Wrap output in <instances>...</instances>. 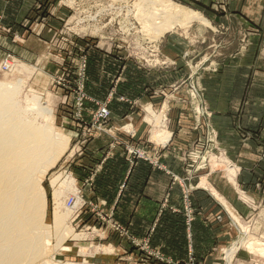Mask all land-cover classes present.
<instances>
[{
  "label": "rangeland",
  "instance_id": "obj_1",
  "mask_svg": "<svg viewBox=\"0 0 264 264\" xmlns=\"http://www.w3.org/2000/svg\"><path fill=\"white\" fill-rule=\"evenodd\" d=\"M165 1L187 12H198L207 21L182 24L179 19L163 14L161 3ZM145 3V0H0V81L20 82L24 105L25 99L32 97L39 105L51 108L50 122L55 131L69 139L66 152L42 181L47 196L44 223L50 226L51 242L45 257L34 264H41L45 258L58 264H127L125 254H115L111 247L109 232L139 249L150 264L164 261L162 254L151 248L150 238L133 236L107 211V199L99 195L101 199L98 189H92L93 178L85 179L86 185L81 186L80 167L95 176L102 174L98 167L104 165L106 158L80 157L96 139L107 137L123 144L126 161L133 167L143 162L164 172L171 187H181L189 219L190 194L198 184L191 186L190 180L204 175L199 168L210 163L220 177L223 167L228 170L229 183L235 182V166L216 128L201 123L213 121L216 116L210 107L223 104L225 95L214 89L222 84L220 76L226 71H241L239 80L245 93L239 104L250 106L249 118L254 115L255 90L262 94L264 111V13L256 19L250 16L258 22L253 24L220 7L230 6L231 0ZM118 101L133 108L126 123L116 127L111 123L109 104ZM91 106L94 110L86 112ZM242 107L235 117L244 113ZM103 108L108 113H102ZM41 117L40 121L45 119ZM176 118L188 121L189 130L192 122V130L197 134L194 138L185 137L181 146L166 137ZM240 132L244 138L254 136L246 128H240ZM123 134L125 141L119 137ZM232 144L237 146V142ZM165 145L170 147L167 154L162 152ZM261 161L264 163V153ZM68 175L75 179V185L65 190L62 184L59 205H64H58L57 210L68 214L65 227L71 234L60 240L54 232L56 200L51 182ZM227 190L232 199L243 197V193ZM245 197L249 201V196ZM262 209V205L253 209L255 217L264 213ZM230 214L231 223H236L237 228L232 225L235 232L232 242L223 248L225 260H232L229 262L233 264L237 253L245 250L252 255L251 264H264L261 251L264 246L258 250L264 235L255 236V230L262 226L258 219L253 225L254 216L244 222L233 209ZM248 241H253L255 247L253 244L248 247Z\"/></svg>",
  "mask_w": 264,
  "mask_h": 264
},
{
  "label": "crops",
  "instance_id": "obj_2",
  "mask_svg": "<svg viewBox=\"0 0 264 264\" xmlns=\"http://www.w3.org/2000/svg\"><path fill=\"white\" fill-rule=\"evenodd\" d=\"M220 7L224 10L229 9L230 14L237 19H249L253 24H257L258 22L250 16H254L255 19L261 17L264 13V0H231L230 6ZM245 24L244 22L243 25ZM220 78L222 84L215 86L214 90L225 95L223 104L220 107H213L214 110L210 107L216 117L213 121L205 120L201 124L214 125L216 128L220 141L235 166V182L229 183L228 170L223 167L220 169L223 174L220 177L219 173L212 170L210 163L199 168L203 169L204 175L190 180L191 186L198 183L191 191L189 199L191 219L184 209L181 187H171L170 182H166L164 172L148 167L146 163L140 162L134 167L129 165L126 161L127 153L120 142H113L107 137L96 139L81 152L80 157L84 159L94 156L106 158L104 165L98 167V172L102 173L98 174L99 176L91 174L87 169L79 168V174L83 177L81 186L93 178L92 189H98V197L103 196L107 199V211L111 212L133 236L151 239V248L164 258L162 263L155 264H228L223 248L232 242L235 233L232 225L237 228L236 223L235 225L231 223V210L237 212L240 219L244 218V222L252 216L255 217L253 209L257 206L262 205L264 210V163L261 161L264 153L262 94L255 90L253 117L249 118L248 105H243L244 113L235 117L242 107L239 102L245 93L242 92V82L239 80L242 78L241 71H226ZM109 107L112 110L111 123L116 127L126 123V116L130 115L133 108L129 103L119 101L109 104ZM86 110L93 111L94 106H91L90 110L87 107ZM86 116L90 119L88 115ZM174 122L171 128L173 130L170 131L174 136L172 135V139L168 138L170 142L175 141L173 143L181 146L185 137L194 138L197 135L193 132L192 122L191 130L188 129L186 120L176 118ZM133 128L139 131L135 125ZM240 128L250 130L254 136L244 138ZM119 137L125 141L124 134ZM232 142H237V146ZM169 149L170 147L165 145L162 149L163 154L164 152L167 154ZM104 170L105 172H102ZM199 184H204L205 187L201 185L198 187ZM227 188L234 194L243 193V197L237 196L236 199H232L228 192L226 193ZM245 195L249 196V201ZM257 219L263 227L255 230V236L261 238L264 235V213H260L251 221L253 225ZM108 238L111 239V247L114 248L115 254L120 252L125 254L127 264H150L142 252L132 248L126 240L121 242L112 232H109ZM251 257L252 255L245 250H240L233 264H251L253 260Z\"/></svg>",
  "mask_w": 264,
  "mask_h": 264
},
{
  "label": "bare ground",
  "instance_id": "obj_3",
  "mask_svg": "<svg viewBox=\"0 0 264 264\" xmlns=\"http://www.w3.org/2000/svg\"><path fill=\"white\" fill-rule=\"evenodd\" d=\"M149 1L151 0H145L146 3ZM154 3L159 5L157 1ZM161 8L164 10L163 14L179 19L182 24L194 20L207 21L198 12H187L169 1L162 2ZM22 87L20 82L0 81V264H34L45 257L51 242V231L50 226L44 223L47 196L42 181L69 146V139L56 132L50 122L52 109L35 102V97L38 96L35 92V99L30 96L31 98L25 99L26 105L23 104L24 100L20 99ZM22 90L24 91L23 88ZM24 97H27L26 94ZM41 116L45 117L42 121L39 120ZM170 135L169 132L166 137ZM59 178H53L51 186L53 185L52 194L56 200L53 225L57 233L54 232L61 240L71 234L68 226L65 227L68 214L57 210L63 195L61 186L63 184L65 190L73 189L75 179L70 175L63 180ZM252 242L248 241V247H252ZM262 244L258 250L264 246V242ZM261 251L264 254V247ZM41 264L58 263L45 258Z\"/></svg>",
  "mask_w": 264,
  "mask_h": 264
},
{
  "label": "built area",
  "instance_id": "obj_4",
  "mask_svg": "<svg viewBox=\"0 0 264 264\" xmlns=\"http://www.w3.org/2000/svg\"><path fill=\"white\" fill-rule=\"evenodd\" d=\"M102 113H108L106 108L102 109Z\"/></svg>",
  "mask_w": 264,
  "mask_h": 264
}]
</instances>
